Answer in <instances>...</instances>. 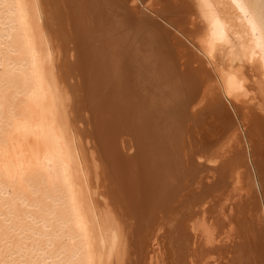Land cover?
Returning <instances> with one entry per match:
<instances>
[{
	"label": "bare ground",
	"instance_id": "1",
	"mask_svg": "<svg viewBox=\"0 0 264 264\" xmlns=\"http://www.w3.org/2000/svg\"><path fill=\"white\" fill-rule=\"evenodd\" d=\"M262 9L0 0V203L35 264H264Z\"/></svg>",
	"mask_w": 264,
	"mask_h": 264
},
{
	"label": "rangeland",
	"instance_id": "2",
	"mask_svg": "<svg viewBox=\"0 0 264 264\" xmlns=\"http://www.w3.org/2000/svg\"><path fill=\"white\" fill-rule=\"evenodd\" d=\"M1 20H2V19H1ZM1 20H0V21H1ZM164 26H165V25H164ZM4 62H6L5 59H4ZM4 64H5V63H4ZM4 64H3V66L0 65V70H1V71H0V74H1V75L5 72V71H4V70H5V66H4ZM5 65H6V64H5ZM13 70H14V69H13ZM12 72L14 73V71H12ZM13 73L10 74V77H11L13 80H19V78L17 77V74H16V73L13 74ZM5 76L7 77V75H4V77H5ZM12 91H13V90L8 91V94H9V92H10V94H11ZM163 97H166V95H163ZM10 100H11V99H10ZM2 192H3V190H2ZM0 196H2V195L0 194ZM41 197H42L41 195H40V196L38 195V199H41ZM19 201H20V200H19ZM19 201H16L17 203L15 202V206H16V207H14V209L16 210L17 215H20V216H21V214L23 215V213H24V216H25V213L27 212L26 215H28V214H33V217H34V215H35V217L37 216L36 219H37L38 222L36 221V219L33 220V221H32V219H30V221H32V222H30V223L34 224L33 227H32V224H31V227L34 228V229H36V230L41 229V226H40V225L42 224V221H41V220L39 221L38 216L41 215L40 217L42 218V216H44L46 213H44V214L42 215V214H40V213H42V212L40 211V213H39V210H38V209H35V208H34L35 211H34L33 208H32V211H33L34 213H31V212H30V211H31V207L27 209V207H26L24 204H23V205H20L21 203H20ZM1 202H2V201H1ZM18 202H19V203H18ZM49 202H50V200L47 201V203H49ZM1 204H3V203H0V206H1ZM41 205H42V204H41ZM41 205H40V206H41ZM48 205H49V204H48ZM19 206H20V207H19ZM3 207L6 209V206H3ZM4 208H2V206L0 207V209H1V210H0V214L2 215V213H3L2 216L0 215V216H1V217H0V222H2V220H3V222H2V226H1V223H0V227H1V228H0V236L2 235V236L0 237V243H1V245H0V251L2 250V251H1L2 254L0 253V259L2 258L1 261H3V262L0 261V264H1V263H2V264H5L6 259H7V262H9V263L11 262L10 264H18L20 261H22V263H20V264H23V263H24V264H28V263H29V264H30V263L35 264V263L37 262V260H36V262H35V255H36V254L34 255V253H35L34 250H36V248H37V244H38V245H41L40 248H41V247L45 248V245H46V248L44 249V251H46L47 254L49 255V253L53 250V246H51L52 248H51V247L49 248V247L47 246V241L45 240L46 237H44V239L42 238V239H43V240H42L43 242L40 241V242H38L37 244L34 243V244L32 245V244H31V241H32V240L29 239V238H30L29 235L31 236V234L29 233L30 231H28V232L26 231V232H27V233L25 232V233H26V236H25V233H24V232H23V234H22V235H24V236L26 237V239H25V238L23 239L24 236H21V234L18 235L19 233L17 234L18 230H16L17 228L15 227L16 222L13 221V223H12V221H10V223H12V225H10L9 220H8V217H7V215L5 214V213H6V212H5L6 210H5ZM17 208H18V210H17ZM23 208H24L25 210H24ZM3 209H4L5 211H4ZM37 211H38V214H39V215L37 214ZM1 212H2V213H1ZM18 212H19V213L21 212V213L19 214ZM29 212H30V213H29ZM4 215H5V216H4ZM24 216H23V217H24ZM4 217H5V218H4ZM25 217H26V216H25ZM1 218H3V219H1ZM28 218H30V217L27 216V217L25 218L27 222H29V221H28V220H29ZM31 218H32V217H31ZM44 218H47V219H48L47 214L44 216ZM5 220H6V223H5ZM51 220H52V221H51ZM7 221H8V222H7ZM50 221L52 222V224H54V225H53V229H54V227H55V225H56V219H55L54 217L51 216V217H50ZM35 222H36V223H35ZM39 222H40V224H38ZM14 223H15V224H14ZM25 224H26V222H25ZM66 224H67V225H66ZM66 224H65L64 226H63V225H62V226L60 225V227H63V228H60L61 230H60V229H57V227L55 228L56 231H55V230H54V231H55V232H58V233H56V234H57V237H55V238H56L57 240L59 239L58 241L55 239L56 243L62 241V240L60 239L61 237L66 236V234L68 235V232H67V231H68L70 225H69L68 223H66ZM28 225H29V227H30V224H29V223H27L25 226H28ZM10 226H11V227H10ZM36 226H39V228L36 227ZM66 226H67V227H66ZM29 227H28V228H29ZM31 227H30V228H31ZM7 228H9V229H7ZM13 228H14L15 230H14ZM32 228H31V229H32ZM3 229H4V230H3ZM49 230H51V229H49ZM57 230H58V231H57ZM59 230H60L61 232H59ZM62 230H63V231H62ZM7 231H8V232H7ZM16 231H17V232H16ZM1 232H2V233H1ZM14 232H15V233H14ZM3 233H4V234H3ZM7 233H8L9 235H8ZM61 233H62V234H61ZM6 234H7V235H6ZM10 235H11V236H10ZM62 235H64V236H62ZM14 236H15V237H14ZM58 236H59V237H58ZM60 236H61V237H60ZM221 236H222V235H220L219 237H221ZM16 237H17V238H16ZM66 237H67V238H66ZM66 237L63 239V242H61L60 245H58L59 243H57V245H58V246H57L56 243H55V245H56V246H55V247H56L55 249H57L59 246H60V247H63V246H64V245L62 246V244H64L65 241L69 239V238H68L69 236H66ZM222 237H223V236H222ZM18 238H20L21 241H20ZM3 239H5V240H3ZM17 239H18V241H17ZM47 239H48V238H47ZM2 240H3V242H2ZM23 240H24V241H23ZM28 240H29V241H28ZM64 240H65V241H64ZM5 241H6V242H5ZM25 241H27V242H25ZM19 242H20V244H19ZM24 242H25V244H24ZM28 242H29V243H28ZM5 243H6V244H5ZM15 243H17V244L14 245ZM21 243L24 244L25 249H24V248H21V246L24 247L23 245H21ZM66 243H67V242H66ZM30 244H31V246L33 247L32 249L30 248V247H31ZM17 245H18V248H17ZM34 245H36V246H34ZM1 246H3V247H1ZM8 246H9V247H8ZM14 246H16V248H15ZM19 246H20V247H19ZM26 246H27L28 248H27ZM4 247H5V248H4ZM6 247H7V249H6ZM35 247H36V248H35ZM60 247H59V248H60ZM13 248H14V249H13ZM34 248H35V249H34ZM43 248H41V249H43ZM5 249H6V250H5ZM16 249H17V251L15 252ZM18 249H20V250H18ZM22 249H23V250H22ZM33 249H34V250H33ZM48 249H49V250H48ZM27 250H28V251H27ZM30 250H32V251L30 252ZM47 250H48V251H47ZM5 251H6V252H5ZM3 252H4V254H3ZM23 252H24V253H23ZM33 252H34V253H33ZM55 252H56V250H53V252H51V253H55ZM7 253H8V254H7ZM13 253H14L15 255H14ZM32 253H33L34 257H32V261H31V260H29V259H30V255H31ZM3 255H4V256H3ZM26 255H27V256H26ZM62 255H63V254H61V256H58V258H56V259H60L61 257H63ZM64 255H65V254H64ZM8 256H9L10 258H9ZM18 256H19V258H18ZM3 257H5V259H4ZM7 257H8L9 259H8ZM13 258H14V259H13ZM24 258H25L26 260H25ZM36 258H37V256H36ZM46 258H47V257H46ZM10 259H11V260H10ZM15 259H17V260H15ZM18 259H19L20 261H19ZM27 259H28L30 262H29ZM8 260H10V261H8ZM23 260H25V262H23ZM48 261H49V260H48ZM26 262H27V263H26ZM6 264H8V263H6Z\"/></svg>",
	"mask_w": 264,
	"mask_h": 264
},
{
	"label": "water",
	"instance_id": "3",
	"mask_svg": "<svg viewBox=\"0 0 264 264\" xmlns=\"http://www.w3.org/2000/svg\"><path fill=\"white\" fill-rule=\"evenodd\" d=\"M161 23L163 25H166L165 22L161 21ZM145 33L150 34L151 37L154 39H163L166 37V35L164 34L163 30L160 28L159 25H157L156 23H149V25L146 27V29H144ZM158 37V38H157Z\"/></svg>",
	"mask_w": 264,
	"mask_h": 264
},
{
	"label": "snow or ice",
	"instance_id": "4",
	"mask_svg": "<svg viewBox=\"0 0 264 264\" xmlns=\"http://www.w3.org/2000/svg\"><path fill=\"white\" fill-rule=\"evenodd\" d=\"M233 2H236V0H233ZM261 3H264V0H261ZM262 12H264V9H262Z\"/></svg>",
	"mask_w": 264,
	"mask_h": 264
}]
</instances>
